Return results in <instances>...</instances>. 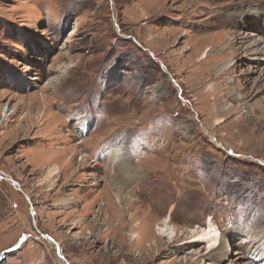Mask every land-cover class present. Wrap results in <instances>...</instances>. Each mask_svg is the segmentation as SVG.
<instances>
[{"label":"rangeland","instance_id":"1","mask_svg":"<svg viewBox=\"0 0 264 264\" xmlns=\"http://www.w3.org/2000/svg\"><path fill=\"white\" fill-rule=\"evenodd\" d=\"M263 3L0 0V264H264L187 232L264 234V81L220 49Z\"/></svg>","mask_w":264,"mask_h":264},{"label":"bare ground","instance_id":"2","mask_svg":"<svg viewBox=\"0 0 264 264\" xmlns=\"http://www.w3.org/2000/svg\"><path fill=\"white\" fill-rule=\"evenodd\" d=\"M240 1H243V0H240ZM252 6L253 5L250 4V5H246V8H245V6L243 8L241 7L242 9H240V10H236V11L230 10V11L221 12V18L223 20H225L226 16H228V15H235V16L238 15V17L239 16H245L243 20L245 22H247L246 24L239 25V23H236L234 26L245 28V30H248V31H246L245 33H244L245 30L243 32H239L240 37L238 38V40L236 39V36H233L228 43L224 40V42L220 45V49L221 50H225V49L232 50L233 45L238 44L237 48H235V49L240 51V52H243L244 55H248L249 60H252L255 62L256 69H254V70H255V72H258L260 78H262V80L264 81V14L261 12H258ZM234 23H235V21H234ZM223 36L224 35H222L221 37L223 38ZM209 50H210V48L206 47L204 49V51L202 52L201 58L202 57L206 58L208 56ZM231 52L233 53V51H231ZM230 64H231L230 60H225V61H222L221 63L217 64L214 67V74L217 75L223 71L228 70ZM241 97L242 96L239 95V93L236 95L237 99H241ZM245 107H248L249 112L251 114H253V109H254V107H257V104H254V105L247 104L243 108H245ZM263 117H264V112L261 115V118H263ZM257 119L261 120L260 117ZM82 159H83V155L80 157V160H82ZM45 168H47V177L48 178L57 174L58 170L60 169V167L56 164L47 165V166H45ZM113 187H115L113 195H115L116 201L118 203L122 202V198L124 197V194L121 190L122 187L118 186L117 183H113L112 188ZM207 224L208 225L205 227V229L196 228V229H188L187 230V232L190 233V237H192L190 242H199L200 241V242L206 243V250L207 251L205 254H203L201 256L202 259H207V260L213 259V260L223 261V260H226L228 255H230V254H232L234 256H236V255L238 256L235 258V261H236V259H242L243 260L244 255H248V254H255V256H257L258 259L261 257H264V234L253 237V242H252L253 245H252V243L247 244L245 246L243 244H239V245L235 244V247L230 248L227 241L226 242L225 241L220 242L221 235L218 231H216L217 229L214 230V229L210 228V226H211L210 223H207ZM155 232L159 236V238L160 237L167 238V240H169V241H172L173 237L176 236L175 228L172 225L170 226V223H169L167 217H165L160 222V224H158ZM132 236H133V234H132ZM226 240H227V238H226ZM61 259L63 260V258H61Z\"/></svg>","mask_w":264,"mask_h":264},{"label":"water","instance_id":"3","mask_svg":"<svg viewBox=\"0 0 264 264\" xmlns=\"http://www.w3.org/2000/svg\"><path fill=\"white\" fill-rule=\"evenodd\" d=\"M9 180L12 182V184L14 185V186H17L18 185V183L15 181V180H13V179H11V178H9ZM19 188V187H18ZM26 195V194H25ZM26 198L27 199H29L28 197H27V195H26ZM45 237H47L53 244H54V246H55V248H56V251H57V253H58V255L61 257V258H63V256L61 255V253H60V249H59V243L56 241V240H54L53 238H51L50 236H48V235H44ZM63 260H65L64 258H63ZM65 264H69L66 260H65Z\"/></svg>","mask_w":264,"mask_h":264}]
</instances>
